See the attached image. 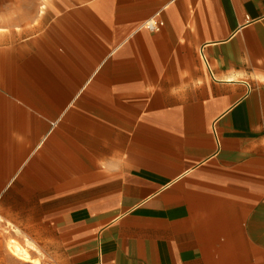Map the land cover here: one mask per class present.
Wrapping results in <instances>:
<instances>
[{"label": "crops", "instance_id": "obj_1", "mask_svg": "<svg viewBox=\"0 0 264 264\" xmlns=\"http://www.w3.org/2000/svg\"><path fill=\"white\" fill-rule=\"evenodd\" d=\"M2 224L0 264H264V0H0Z\"/></svg>", "mask_w": 264, "mask_h": 264}, {"label": "bare ground", "instance_id": "obj_2", "mask_svg": "<svg viewBox=\"0 0 264 264\" xmlns=\"http://www.w3.org/2000/svg\"><path fill=\"white\" fill-rule=\"evenodd\" d=\"M26 244L33 247L31 242H29L28 240H26ZM6 247L8 251L11 252V254L18 257L21 260L39 263V260L37 258L35 259L31 258L29 250L26 246H24L22 243L18 242L13 238L10 239V241L6 244Z\"/></svg>", "mask_w": 264, "mask_h": 264}, {"label": "rangeland", "instance_id": "obj_3", "mask_svg": "<svg viewBox=\"0 0 264 264\" xmlns=\"http://www.w3.org/2000/svg\"><path fill=\"white\" fill-rule=\"evenodd\" d=\"M11 227L9 226V229ZM8 231V228H5V226H3V224L0 226V236L4 239V246H5V250L6 252H9L7 247H6V244L10 241V239H15L17 240L18 242L22 243L21 241H19L18 238H15L14 236H12V233L11 232H7Z\"/></svg>", "mask_w": 264, "mask_h": 264}, {"label": "built area", "instance_id": "obj_4", "mask_svg": "<svg viewBox=\"0 0 264 264\" xmlns=\"http://www.w3.org/2000/svg\"><path fill=\"white\" fill-rule=\"evenodd\" d=\"M161 25H162L161 21L157 22L155 20L154 21L149 20V21L145 22V24H144V26L146 28H148L149 30H158Z\"/></svg>", "mask_w": 264, "mask_h": 264}]
</instances>
